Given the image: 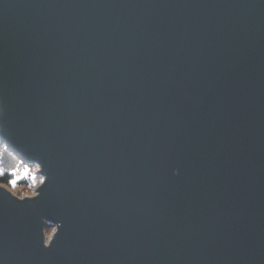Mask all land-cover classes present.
Wrapping results in <instances>:
<instances>
[{
    "label": "water",
    "instance_id": "obj_1",
    "mask_svg": "<svg viewBox=\"0 0 264 264\" xmlns=\"http://www.w3.org/2000/svg\"><path fill=\"white\" fill-rule=\"evenodd\" d=\"M0 138V264H264V0H0Z\"/></svg>",
    "mask_w": 264,
    "mask_h": 264
},
{
    "label": "clouds",
    "instance_id": "obj_2",
    "mask_svg": "<svg viewBox=\"0 0 264 264\" xmlns=\"http://www.w3.org/2000/svg\"><path fill=\"white\" fill-rule=\"evenodd\" d=\"M40 172V165L36 164L34 169H29L28 167H24L23 169H17L13 170L9 173L10 179H8L7 183L4 182L2 177L4 176L3 169H0V188L6 189V193L11 192L12 196H16L17 200H24L25 197H34L37 195V192L35 191L36 188L40 187L41 185L45 184V175H39V177L36 176V173ZM21 179H24L26 181H29L27 184V187L25 188L24 185H20L18 187L19 181ZM45 226L48 223V221H44ZM44 229L42 228V234H43V246L47 248V245L44 241Z\"/></svg>",
    "mask_w": 264,
    "mask_h": 264
},
{
    "label": "rangeland",
    "instance_id": "obj_3",
    "mask_svg": "<svg viewBox=\"0 0 264 264\" xmlns=\"http://www.w3.org/2000/svg\"><path fill=\"white\" fill-rule=\"evenodd\" d=\"M9 154H10V153H9L8 151H6V146H5V144L2 143L1 138H0V160H1V161H4V160L8 161V162H7V165H6V163H5V166H4V165L1 163V161H0V163H1V165H0V169H3L4 174L6 173V170H7V167H6V166H11V165H13V166H12L11 169H9L10 172H12L13 170H17V169H23L24 167H28L29 169H34V167H35L36 164H32V165H30V166H29L28 164H24V165H22L21 162H20V160L18 161L17 158H15L16 160H14L12 157L9 156ZM37 174H39V172L36 173V176H37ZM39 175H40V174H39ZM24 181H26V180L21 179V180L19 181L18 187H19V186L22 184V182H24ZM27 182L29 183V181H27ZM24 186H25V188L27 187V185H24ZM36 190H37V188L35 189V191H36ZM52 232H53V229H52V228H51L50 230H48V232H47L48 237L51 236Z\"/></svg>",
    "mask_w": 264,
    "mask_h": 264
},
{
    "label": "trees",
    "instance_id": "obj_4",
    "mask_svg": "<svg viewBox=\"0 0 264 264\" xmlns=\"http://www.w3.org/2000/svg\"><path fill=\"white\" fill-rule=\"evenodd\" d=\"M2 141V140H1ZM2 143H4L3 141H2ZM5 144V143H4ZM5 146H6V144H5ZM6 151H8L10 154H9V156L10 157H12L14 160H16L15 158H17L18 159V161L20 160V162H21V164L22 165H24V164H28V163H26L25 161H23L13 150H11L10 148H8L7 146H6ZM1 161V160H0ZM7 162L8 161H6V160H4V161H1V163L5 166V163H6V165H7ZM1 163H0V165H1ZM29 165V164H28ZM12 166L13 165H11V166H6L7 167V170H6V173L4 174V176L2 177V179L4 180V182L5 183H7V181H8V179H10L11 177H10V175H9V173H10V171H9V169H11L12 168ZM30 166V165H29ZM37 177H39V174H37ZM28 184V182L27 181H24V182H22V184L21 185H27Z\"/></svg>",
    "mask_w": 264,
    "mask_h": 264
}]
</instances>
